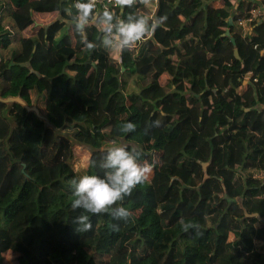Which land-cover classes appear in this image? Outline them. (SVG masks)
<instances>
[{
  "label": "trees",
  "instance_id": "16d2710c",
  "mask_svg": "<svg viewBox=\"0 0 264 264\" xmlns=\"http://www.w3.org/2000/svg\"><path fill=\"white\" fill-rule=\"evenodd\" d=\"M0 1V47L19 41L0 57V87L8 85L1 95L29 97L46 119L32 148L17 103L0 101V264H264V11L251 33L234 25V41L224 36L229 18L247 19L258 0L124 8L121 18L167 20L124 50L123 61L103 47L82 54L80 36L65 23L74 0ZM53 13L59 18L39 20ZM86 31L98 43L95 25ZM155 119L161 127L142 135ZM122 121L136 132L120 133ZM113 141L142 149L153 175L116 205L132 212L127 222L90 214L92 230L77 233L75 146L91 150L84 174L103 177V149ZM20 215L52 234L68 218L67 232L39 255L11 234ZM182 216L202 235L182 231Z\"/></svg>",
  "mask_w": 264,
  "mask_h": 264
},
{
  "label": "clouds",
  "instance_id": "9594fccd",
  "mask_svg": "<svg viewBox=\"0 0 264 264\" xmlns=\"http://www.w3.org/2000/svg\"><path fill=\"white\" fill-rule=\"evenodd\" d=\"M151 0H107L99 11L98 0H74L65 8L67 19L65 23L81 38L82 54L90 53L97 47H103L110 53L114 51L131 50L146 36L154 33L157 28L163 26L166 16H147L129 12L123 17L124 8H132L134 5L147 7ZM118 8L121 16L118 17L109 7ZM95 25L98 35V43L88 40L86 29ZM165 115V114H161ZM162 120L155 119L141 133L149 135L152 128H159ZM120 133H135L136 125L133 122L122 121L117 125ZM105 155L100 162L103 169V177L99 175L84 174L73 178V209H81V213L75 217L77 233H86L92 230L91 215L108 214L113 220L127 222L132 217V212L125 206H116L123 201L125 196L131 195L137 185L145 183L152 172L153 163L142 159L143 150L128 145H120L113 141L112 146L103 149ZM181 230L194 231L200 236V226L193 220H185L182 216L178 221ZM108 227L113 231H119V226L109 223Z\"/></svg>",
  "mask_w": 264,
  "mask_h": 264
},
{
  "label": "rangeland",
  "instance_id": "374dc122",
  "mask_svg": "<svg viewBox=\"0 0 264 264\" xmlns=\"http://www.w3.org/2000/svg\"><path fill=\"white\" fill-rule=\"evenodd\" d=\"M3 1H0V6H2ZM4 6V5H3ZM59 18L58 14H48L40 17V21L44 22L45 24L50 23L54 19ZM66 27L62 29L61 33H64ZM14 45L11 46L10 49H3L0 47V57H8L10 53L17 49L19 44L18 39L14 40ZM127 54L126 51H119V59L123 61L124 55ZM8 86L7 83L3 84L0 87V94H2V88ZM108 86L105 88L107 91ZM24 101L30 107H33L34 104L30 100L29 97H24ZM20 111L22 112L23 117V130H24V137L27 139L26 135H30L33 133L34 135V143L30 142L32 148L39 145L41 133L45 127L46 119L39 115L36 111L32 109H28L24 107L22 104L17 103ZM70 121L68 119L61 118V126L64 130L69 129ZM28 141V140H27ZM117 144H121L120 141L116 142ZM113 144V143H112ZM139 148V147H137ZM91 150L86 148L82 145L75 146V154H74V168L79 171L82 175L87 171L89 166V159H90ZM144 159V158H142ZM160 157L156 155L155 162L158 163ZM154 169L152 168V172L150 177H152ZM260 176L264 177V174L259 173ZM69 224L68 218H65L61 221L58 228L56 229L55 233H46L42 229L32 226L27 221L24 215H20L11 227V234L14 239L20 240L28 244L37 254L43 255L46 254L50 248V244L55 239L56 236L63 237L62 233L67 232V226ZM60 228V229H59ZM68 237V235H67Z\"/></svg>",
  "mask_w": 264,
  "mask_h": 264
},
{
  "label": "built area",
  "instance_id": "2783aa9c",
  "mask_svg": "<svg viewBox=\"0 0 264 264\" xmlns=\"http://www.w3.org/2000/svg\"><path fill=\"white\" fill-rule=\"evenodd\" d=\"M107 3V0H98V8L97 11L100 10V8L103 6V4ZM259 6L258 8L254 9L251 13V15L247 18V19H238L237 21H234V24L237 28V30L243 34V35H247L249 33L252 32L251 29V23L255 22V21H259L261 20V16L260 14L263 13L264 11V7H263V3L262 0H258ZM72 3H70L71 5ZM109 7L111 8V10L114 12L117 8L112 7L111 5H109Z\"/></svg>",
  "mask_w": 264,
  "mask_h": 264
},
{
  "label": "water",
  "instance_id": "95a60500",
  "mask_svg": "<svg viewBox=\"0 0 264 264\" xmlns=\"http://www.w3.org/2000/svg\"><path fill=\"white\" fill-rule=\"evenodd\" d=\"M234 19L231 17L229 18L228 20V28L224 34V36H228L231 38L232 41H234V38L232 36V33H231V28L234 26ZM236 52V55L239 57V52L238 50L235 51ZM0 101L4 102V103H20L22 104L24 107L28 108V109H32L34 111H36L39 115L40 114V111L38 109V107L36 105H34L33 107H30L29 105H27V103L24 101V99L21 97V96H8V97H3L1 94H0Z\"/></svg>",
  "mask_w": 264,
  "mask_h": 264
},
{
  "label": "crops",
  "instance_id": "0c3cea01",
  "mask_svg": "<svg viewBox=\"0 0 264 264\" xmlns=\"http://www.w3.org/2000/svg\"><path fill=\"white\" fill-rule=\"evenodd\" d=\"M156 1H157V0H156ZM152 17H155V16H154V14H153V16H152Z\"/></svg>",
  "mask_w": 264,
  "mask_h": 264
}]
</instances>
